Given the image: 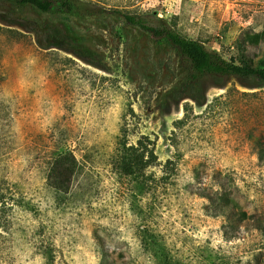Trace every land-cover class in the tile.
<instances>
[{"label":"rangeland","instance_id":"rangeland-1","mask_svg":"<svg viewBox=\"0 0 264 264\" xmlns=\"http://www.w3.org/2000/svg\"><path fill=\"white\" fill-rule=\"evenodd\" d=\"M85 1L156 15L236 63L238 37L264 31V0ZM89 38L96 66L0 24V264H264V86L173 105L170 55L138 43L134 62L117 21ZM263 54L264 42L248 49ZM121 142L140 143L143 161L152 148V167L126 177ZM60 150L76 168L55 196L46 176ZM206 195L244 222L207 214Z\"/></svg>","mask_w":264,"mask_h":264},{"label":"trees","instance_id":"trees-1","mask_svg":"<svg viewBox=\"0 0 264 264\" xmlns=\"http://www.w3.org/2000/svg\"><path fill=\"white\" fill-rule=\"evenodd\" d=\"M112 21L121 24L134 62L138 43H143L155 58L172 57L175 73L167 99L173 105L188 100L202 107L210 89H224L230 82L245 89L264 86V54L257 59L248 56L249 48L259 47L264 42V31L256 34L245 31L238 37L236 48L240 58L236 63L225 60L216 51L207 50L197 40L181 36L156 15L130 14L85 0H0L2 26L31 34L41 50L57 49L93 66L99 57L88 47L89 36ZM139 144H118L121 152L117 162L126 177L136 176L141 168H150L155 161L152 148L143 161L144 153L140 152ZM75 168L76 160L70 152H54L47 169L46 185L55 196L68 193ZM205 199L208 201L207 214L224 217L230 228H237L244 222L243 213H234L226 196L206 195ZM211 208L218 209V213H210ZM158 254L156 251V258ZM50 256L45 255L46 264H52Z\"/></svg>","mask_w":264,"mask_h":264}]
</instances>
